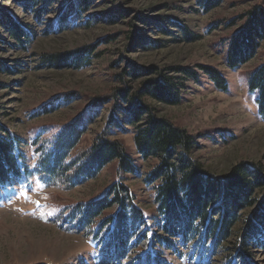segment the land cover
<instances>
[{
    "label": "rangeland",
    "instance_id": "374dc122",
    "mask_svg": "<svg viewBox=\"0 0 264 264\" xmlns=\"http://www.w3.org/2000/svg\"><path fill=\"white\" fill-rule=\"evenodd\" d=\"M257 4L264 7V0H224L206 12L197 0H0V125L20 138L17 147L30 168L26 178L0 185V264H224L222 251L210 252L203 262L189 259L181 244L170 251L158 246L151 233L160 228L153 223L145 229L149 221L138 225L121 254L113 246L105 248L101 243L109 226L104 219L112 209L90 230L77 228L72 210L116 180V162L73 187L61 179L44 183L35 172L37 147L86 111L94 98L125 83L136 86L140 81L129 74L135 67L166 70L179 64L199 71V81L184 80L177 105L149 100L155 112L196 137L194 157L210 172L223 175L240 162L264 169V117L248 87L249 74L264 62V40L247 63L232 68L226 62L229 38ZM11 21L26 42L11 35ZM182 26L198 38L185 39ZM84 47L91 60L80 68L44 59ZM202 65L220 71L227 89L218 88ZM54 101V108L42 110ZM112 109L107 103L95 113L78 147L92 143ZM117 117L120 125L111 137L123 141L139 169L126 176V183L138 205L153 215L154 191L145 176L158 160L139 155L134 127L125 116ZM245 264H264V248L253 247Z\"/></svg>",
    "mask_w": 264,
    "mask_h": 264
},
{
    "label": "trees",
    "instance_id": "16d2710c",
    "mask_svg": "<svg viewBox=\"0 0 264 264\" xmlns=\"http://www.w3.org/2000/svg\"><path fill=\"white\" fill-rule=\"evenodd\" d=\"M223 1L197 0L206 12ZM242 20L227 45L226 62L232 68L254 58L264 40L262 5L247 10ZM10 24L11 35L21 43L26 42L16 23L11 21ZM181 29L185 39L198 38L186 26ZM90 54L89 47H84L47 54L44 59L52 65L80 68L90 63ZM200 69L218 88L227 89V80L216 68L202 65ZM0 70H4L3 67L0 66ZM129 74L140 81L136 86L125 83L94 98L86 111L61 124L53 138L38 145L40 157L35 166L36 174L44 183L61 179L73 187L116 162V180L94 200L73 208L72 217H77L78 229L90 230L98 218L112 209L104 219L109 226L108 231L103 232L101 245L105 248L113 246V250L121 254L137 234L138 225L149 221L145 229L153 223L160 228V233H151L158 246L175 250L179 248L177 244H181L189 252V259L203 262L210 252L222 251L224 264H245L253 247L264 248V169L254 162H240L223 175L210 172L194 157L198 148L196 137L158 115L148 102L179 104L184 80L199 81V71L178 64L166 70L151 66L139 71L135 67ZM248 87L256 94L259 112L264 117V62L249 74ZM107 103H112L113 109L105 128L92 143L78 147L89 121ZM55 104L54 101L44 105L42 110L48 112ZM119 115L125 116L134 127L139 155L158 160L145 176V183L154 191L153 215L138 205L136 194L126 183V176L137 175L139 169L123 141L111 137L110 132L120 125ZM19 141L13 131L0 125V185L30 174L26 156L17 147Z\"/></svg>",
    "mask_w": 264,
    "mask_h": 264
}]
</instances>
